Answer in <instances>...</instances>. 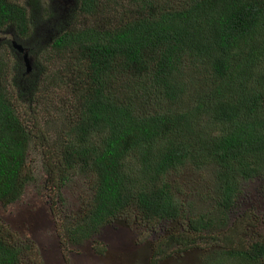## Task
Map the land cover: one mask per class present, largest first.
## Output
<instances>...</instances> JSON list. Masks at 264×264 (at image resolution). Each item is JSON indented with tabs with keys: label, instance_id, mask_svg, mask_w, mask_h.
Segmentation results:
<instances>
[{
	"label": "trees",
	"instance_id": "1",
	"mask_svg": "<svg viewBox=\"0 0 264 264\" xmlns=\"http://www.w3.org/2000/svg\"><path fill=\"white\" fill-rule=\"evenodd\" d=\"M75 8L83 25L64 15L40 34L19 3L0 0V32L13 38L0 42L11 51L0 54V205L18 203L33 182V137L20 106L48 76L43 59L54 60L75 103L47 172L60 189L84 175L93 193L68 230L71 244L89 242L136 205L149 224H179L157 257L206 241L220 250L202 264H264L259 219L228 221L243 183L264 180V0H76ZM184 170L210 178L199 215H185L170 183ZM33 250L0 223V264H28Z\"/></svg>",
	"mask_w": 264,
	"mask_h": 264
},
{
	"label": "rangeland",
	"instance_id": "2",
	"mask_svg": "<svg viewBox=\"0 0 264 264\" xmlns=\"http://www.w3.org/2000/svg\"><path fill=\"white\" fill-rule=\"evenodd\" d=\"M56 1V4H55ZM19 3L28 13L31 23L40 24L37 32L46 33L45 26L64 15L70 21L76 17L77 24L87 19L73 13L75 3L71 0H11ZM107 18V16H105ZM102 19L103 16H102ZM102 19H97L101 21ZM92 27L95 20H90ZM13 32H11L12 34ZM13 40L9 31L0 32V42ZM13 47H19L14 41ZM18 49V48H17ZM19 50V49H18ZM17 50V51H18ZM21 53V52H20ZM5 58L11 55L8 49H0ZM42 66L48 76L40 82V91L27 106H20L22 116L31 132L33 142L28 158V170L33 182L26 188L22 199L11 206L0 205V223L13 233L17 241L30 243L34 247L27 254L28 264H202L206 258H213L218 249L207 246L208 242L183 253H159V242L170 229L179 227L178 223H147L136 205L121 214L111 225L103 228L96 237L81 245H73L67 234L92 199L88 177L73 173L60 189L59 184L49 176L47 166L51 155L56 156V147L66 126L73 117L75 103L73 93L63 86L59 77L60 66L54 60L43 59ZM17 60L14 56L7 63L11 83L15 77ZM31 67V65H30ZM57 78L56 86L54 79ZM15 84V83H14ZM16 86V85H15ZM13 95L17 88L10 87ZM58 151V148L56 149ZM56 152V153H55ZM55 158V157H54ZM57 159V158H56ZM210 175V174H208ZM210 178L202 179L191 170L173 176L170 183L177 188L178 198L185 208V215L201 214L208 206L201 202L206 196V184ZM259 219L264 230V180L245 182L238 206L230 214L229 220L249 216ZM195 216V215H193ZM175 231H179L176 229Z\"/></svg>",
	"mask_w": 264,
	"mask_h": 264
},
{
	"label": "water",
	"instance_id": "3",
	"mask_svg": "<svg viewBox=\"0 0 264 264\" xmlns=\"http://www.w3.org/2000/svg\"><path fill=\"white\" fill-rule=\"evenodd\" d=\"M17 48H18L19 50H18ZM17 48H16V49H17L19 52H21V53H24V52H25L21 46H19V47H17ZM24 58H25V62L27 63L28 69L30 70V62H29V60H28V56L25 55Z\"/></svg>",
	"mask_w": 264,
	"mask_h": 264
},
{
	"label": "flooded vegetation",
	"instance_id": "4",
	"mask_svg": "<svg viewBox=\"0 0 264 264\" xmlns=\"http://www.w3.org/2000/svg\"><path fill=\"white\" fill-rule=\"evenodd\" d=\"M68 1L71 2V0H65L66 3H68ZM72 1L75 3L76 0H72ZM55 4H56V1H55Z\"/></svg>",
	"mask_w": 264,
	"mask_h": 264
}]
</instances>
